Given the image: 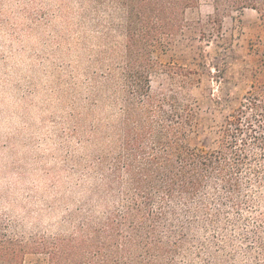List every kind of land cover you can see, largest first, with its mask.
Here are the masks:
<instances>
[{
    "label": "trees",
    "instance_id": "16d2710c",
    "mask_svg": "<svg viewBox=\"0 0 264 264\" xmlns=\"http://www.w3.org/2000/svg\"><path fill=\"white\" fill-rule=\"evenodd\" d=\"M124 1L133 19L136 9L142 10L129 34L131 69L139 67L129 72L133 98L125 99L115 126L114 168L101 169L104 180L86 188L90 198L79 210L67 211L55 230L26 237L0 228V259L8 264H264V37L255 64L224 62L213 70L218 91L230 90L213 95L217 120L203 125L214 134V148L189 143L200 124L189 93L183 99L160 98L151 88L155 50H171L179 37L208 43L216 37L221 55L220 48H231L222 18L252 9L264 22V0H212L214 13L207 18L196 14L204 0ZM138 44L144 48L136 50ZM144 61H149L146 73L140 68ZM197 71L167 66L185 90ZM230 85L248 90L237 96Z\"/></svg>",
    "mask_w": 264,
    "mask_h": 264
},
{
    "label": "rangeland",
    "instance_id": "374dc122",
    "mask_svg": "<svg viewBox=\"0 0 264 264\" xmlns=\"http://www.w3.org/2000/svg\"><path fill=\"white\" fill-rule=\"evenodd\" d=\"M213 13L212 0L196 11L203 18ZM135 19L124 0H0L1 229L26 237L55 230L67 211L90 198L86 188L104 180L101 169L114 168L115 126L125 99L133 98L129 72L139 67L131 69L129 49ZM222 26L231 48H220L221 55L216 37L210 43L179 37L171 50L153 54V92L195 99L200 124L189 143L206 150L215 147L214 134L203 129L217 120L211 98L230 91H218L214 68L255 64L264 37V22L252 9L229 12ZM144 62L146 73L149 61ZM169 65L198 70L193 86L182 88L167 73ZM230 86L237 96L248 90Z\"/></svg>",
    "mask_w": 264,
    "mask_h": 264
}]
</instances>
